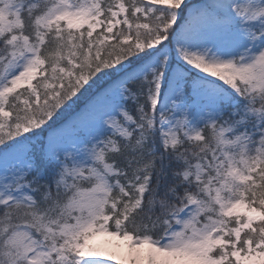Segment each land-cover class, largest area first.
Here are the masks:
<instances>
[{
	"label": "snow or ice",
	"instance_id": "6c2138e0",
	"mask_svg": "<svg viewBox=\"0 0 264 264\" xmlns=\"http://www.w3.org/2000/svg\"><path fill=\"white\" fill-rule=\"evenodd\" d=\"M0 264H264V0H0Z\"/></svg>",
	"mask_w": 264,
	"mask_h": 264
}]
</instances>
